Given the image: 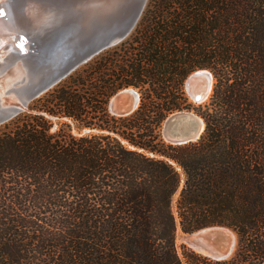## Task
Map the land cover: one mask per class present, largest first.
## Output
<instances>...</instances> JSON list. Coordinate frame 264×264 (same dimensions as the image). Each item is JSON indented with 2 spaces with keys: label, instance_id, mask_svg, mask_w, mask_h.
<instances>
[{
  "label": "rangeland",
  "instance_id": "rangeland-1",
  "mask_svg": "<svg viewBox=\"0 0 264 264\" xmlns=\"http://www.w3.org/2000/svg\"><path fill=\"white\" fill-rule=\"evenodd\" d=\"M172 1L146 0L123 38L133 1L91 36L77 14L38 46L20 35L33 57L0 93V264H264V0ZM124 93L137 103L116 109ZM182 115L202 129L179 142ZM216 227L232 236L219 259L195 238Z\"/></svg>",
  "mask_w": 264,
  "mask_h": 264
},
{
  "label": "bare ground",
  "instance_id": "bare-ground-1",
  "mask_svg": "<svg viewBox=\"0 0 264 264\" xmlns=\"http://www.w3.org/2000/svg\"><path fill=\"white\" fill-rule=\"evenodd\" d=\"M132 1L134 9L129 10L128 18L131 20L119 34L120 38L125 37L133 29L146 0H0V9L3 8L6 13L5 18H0V93L6 92L8 87L12 88L14 80L25 76L26 65L30 62L29 57H33L27 55L26 58H18L16 52L19 41L16 39V35L20 36L24 33L30 38V40L28 38L30 43L27 44V47L31 46V41H34L38 46L43 41L47 42V40L55 38L58 30L63 27L64 21H73L72 19L77 14L83 28L82 32L77 30L74 34L80 32L84 36L87 34L91 36L100 30L105 31L106 26L108 28L112 21L117 22L116 17L110 21L111 17L126 13L128 10L124 11V9ZM133 2L130 4V8L133 7ZM65 74L62 73L34 92H38L44 87L48 89ZM207 75L205 71H197L190 76L188 90L192 98L198 99L201 96L204 98L209 80ZM34 92L32 91V93ZM20 100L18 104L21 103ZM134 103H137V95L134 99V95L129 97L124 93L118 97L114 106L116 109H120L130 104L134 105ZM177 128L175 124H169V134L176 141L183 142L192 137H177L176 135L180 131ZM200 128L202 129V126L198 127V132Z\"/></svg>",
  "mask_w": 264,
  "mask_h": 264
},
{
  "label": "water",
  "instance_id": "water-1",
  "mask_svg": "<svg viewBox=\"0 0 264 264\" xmlns=\"http://www.w3.org/2000/svg\"><path fill=\"white\" fill-rule=\"evenodd\" d=\"M25 40L26 39H24V37L19 36L18 41L25 42ZM22 44L23 43H20V47H22ZM133 95L135 99L136 95ZM170 124H175L178 127L177 129L180 130L176 135L177 137H195L198 132V127L200 126L196 124L192 117L187 115L174 118ZM192 131L195 133H191ZM195 238L199 241V245L206 249L208 254H211L213 257L218 259L225 257L230 252L232 247V236L230 232L224 228L216 227L201 230L197 235H195Z\"/></svg>",
  "mask_w": 264,
  "mask_h": 264
},
{
  "label": "trees",
  "instance_id": "trees-1",
  "mask_svg": "<svg viewBox=\"0 0 264 264\" xmlns=\"http://www.w3.org/2000/svg\"><path fill=\"white\" fill-rule=\"evenodd\" d=\"M183 1L184 0H177V1H172L171 3L173 4V3H176V2H179V3H177L179 6L180 5H182V3H183ZM170 21H175L174 19H169ZM203 25H206L207 23L206 22H203L202 23ZM212 25H214V24H212ZM205 28V27H204ZM205 30V29H204ZM216 30H218L215 34L216 35H218V36H220V37H222L223 36V31H220V29H219V27L218 28H216ZM220 31V32H219ZM201 32H204V31H201ZM204 34L207 36L208 34H206L205 32H204ZM109 51V50H108ZM107 51V52H108ZM97 57V59H95ZM94 59H92L88 64H87V66H85V68H88V67H92L94 64H95V61H97L98 60V58L99 57H101L100 56V54L98 55V56H96ZM100 60H102V57L100 58ZM99 60V61H100ZM103 61V60H102ZM99 64L100 65H102V63L101 62H99ZM104 66V65H103ZM81 69H79L78 71H80ZM76 72L77 71H75L74 73H72V74H70L69 76H74V77H76ZM106 73H107V68L104 66V67H101V71H100V75L102 76V77H106ZM69 76H68V78L67 79H69ZM80 77L81 78H83V79H86V75L84 74H80ZM252 224V223H251Z\"/></svg>",
  "mask_w": 264,
  "mask_h": 264
}]
</instances>
